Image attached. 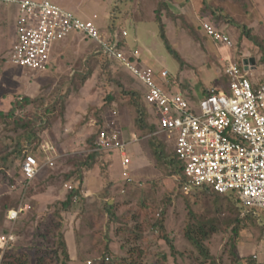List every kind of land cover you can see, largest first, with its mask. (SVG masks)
<instances>
[{
    "label": "rangeland",
    "instance_id": "obj_1",
    "mask_svg": "<svg viewBox=\"0 0 264 264\" xmlns=\"http://www.w3.org/2000/svg\"><path fill=\"white\" fill-rule=\"evenodd\" d=\"M60 1L67 5L82 2L88 13H98L97 19H89L103 34L113 32L111 25L107 27L109 20L102 14L100 0ZM192 1L201 4L199 17L215 21L219 27L232 25L235 31L237 26L246 27L264 43V0H206L205 4L202 0ZM160 2L119 0L111 22L116 20L119 33L126 31V40L133 48H139L141 58L158 67V71H168L169 80L177 79L181 68L187 70L180 84L185 92L175 85L171 93H186L197 108L207 89L217 85H222L223 90L228 88L222 75L227 62L211 42H200L202 68L186 66L183 60L181 63L171 56L158 35L156 11ZM165 2L173 17L163 10L162 20L165 26L174 28L177 16L171 4L175 6V1ZM206 5L223 10L233 23L214 17ZM186 24L189 25L184 18L178 23ZM15 25V9L0 5V114H8L21 102L16 117L36 125L32 127L36 138L30 139L26 131L16 129L12 120L0 115V159L8 158L5 166L0 163V237L11 229L16 237L3 264H264V218L240 220L241 230L235 235V194L219 196L202 190L186 193L180 185L178 164L171 173L170 168L157 161L151 145L154 130L137 123L134 101L127 95L138 93L136 101L147 111V124L156 130L154 118L142 103V88L137 87L142 84L136 77L126 75L120 65L106 59L95 42L79 37L75 40L73 35L53 44L52 63L46 71L20 69L9 61ZM235 50L236 62L240 63L245 53L256 59L258 71L252 79L255 84H264L260 49L249 42H236V49L230 53ZM186 54L183 58L193 64L195 53ZM114 111L118 113L116 117L112 115ZM113 122L116 129H124L126 141L137 140L128 146L129 155L134 156L130 185L126 176L117 177L119 164L115 163L121 162L118 154L95 157L92 152L98 130ZM157 139L164 144L166 154L173 155L166 141ZM18 143L23 146L19 156L15 153ZM46 143L55 151L42 152ZM27 153L36 155L42 164L47 157L54 158V165L45 167L23 188L21 165ZM67 186L78 189L81 197L78 195L71 208L64 210L63 202L73 191ZM20 203L24 210L11 228L6 216ZM107 205L114 207L116 220L109 217ZM201 222L208 229H216L205 241L212 259L201 256L186 236L188 229L197 231ZM162 228L173 248L163 239ZM63 242L68 257L63 255ZM107 257L110 262H103Z\"/></svg>",
    "mask_w": 264,
    "mask_h": 264
},
{
    "label": "built area",
    "instance_id": "obj_2",
    "mask_svg": "<svg viewBox=\"0 0 264 264\" xmlns=\"http://www.w3.org/2000/svg\"><path fill=\"white\" fill-rule=\"evenodd\" d=\"M0 5L16 11L15 41L9 57L12 65L28 72H44L52 63L55 42L72 35L95 42L104 57L142 84V103L156 123L152 135L162 137L181 164L184 192L207 189L217 195L233 193L242 208V217L250 213L257 219L264 218V84H255L252 79L257 62L245 65L249 56L240 63L227 60L224 76L228 88L209 90L194 108L182 93H171L168 71L157 73L143 66L138 50L128 52L124 48L126 31L105 35L93 21L83 20L51 0H0ZM215 23L202 18L201 29L217 46L236 49L227 28ZM112 115L116 117L118 113L114 111ZM103 125L96 133L92 152L118 154L127 171L125 177L132 163L128 152L131 143L119 128L113 127L114 122ZM41 149L44 153L55 151L48 143ZM53 165L54 158L47 157L42 164L36 155L26 156L21 165L23 188L45 167ZM21 203L6 216L11 228L24 210ZM15 239L12 229L0 237V264Z\"/></svg>",
    "mask_w": 264,
    "mask_h": 264
},
{
    "label": "trees",
    "instance_id": "obj_3",
    "mask_svg": "<svg viewBox=\"0 0 264 264\" xmlns=\"http://www.w3.org/2000/svg\"><path fill=\"white\" fill-rule=\"evenodd\" d=\"M206 6H207L206 8L211 10V12L214 15V17H216L218 19H223L225 22H227L229 24L233 23V20L228 18L223 10H221V9L215 10V9L210 8L209 5H206ZM163 10L167 11V16L168 17H170V18L173 17V14L170 12L169 6L165 2V0H161V2L159 3V8L156 11V23H157V26H158L159 37L163 41V43H164L166 49L168 50V52L170 53V55L173 56L179 62L183 63L181 57L172 48V46H171V44H170V42H169V40L167 38L166 26L164 25L163 20H162V11ZM116 27L117 26H116V20H115V21H113L111 23V30L113 32L116 31L117 30ZM241 30H242V33L245 35V37L247 39H249L254 45H256L260 49V51L262 52L261 62L264 64V43L262 42V40H260L256 35H254L252 33L251 30H248L246 27H241ZM127 95H129L130 99L134 101V105H135V108L137 110V123L139 125H141L144 129L152 128L151 130H154L153 131V133H154L155 132V127L154 126H149L147 124V117H148L147 114H146L147 111L145 110V108H143V105H141L138 101H136L137 98H138V93L132 91V92L128 93ZM26 103L27 104H31V100L30 99H26ZM21 104H22L21 102H18V104L16 106H14L13 109L8 114H0V115L5 120H12V122H13L12 124L15 125L16 129H22V130L26 131L27 134H28V137H30V139L34 140L36 138V136H35V131L32 129V127H35L36 125L35 124H31L30 122L26 124V122H22L21 119H18L16 117L17 110L22 108ZM40 121L43 122L42 119ZM151 145L153 147L154 155H155V158L157 159V161L162 163L163 165H166L168 168H170L171 169V173H174V170H172V168L174 169L175 165L178 164L179 172L182 175V182L180 183V185L183 188L184 184H185L184 171H183V168H182L181 164L178 162L176 156H174V155L170 156V155L166 154L164 144L162 142H160L157 139V137H155V136H154V138L152 140ZM22 148H23V146H21L18 143L17 147H16V152H15L16 155H18V156L21 155ZM28 155H34V154L33 153H27L26 156H28ZM26 156H25V158H26ZM94 156L98 157V156H100V153L96 152V153H94ZM7 162H8V158H6V157H3V158L0 159V163H2L3 166H5L7 164ZM130 184H132V182L128 183L127 185H130ZM196 190H202V191H205V192H210L207 189H195V191ZM78 195H79L78 189L77 190H73L71 192V194L68 196L67 200L65 202H63V209L64 210H69L71 208L73 202H74V198L78 197ZM227 195H232V194H227ZM227 195H219V196H227ZM237 202H238V205H239V201H237ZM238 205H237L238 217L236 219V224H237L236 226L237 227H235L233 229V233H235V235H238L239 231L241 230V228H240V222L241 221L240 220H243V219H245V220H248V219L255 220V219H257L250 213H248L244 217H242L241 216L242 208L240 207V205L239 206ZM106 210L109 212V217H111V218L116 220V216L114 214V207L111 206V205H107L106 206ZM240 216H241L242 219H240ZM215 230L216 229L213 228V227L212 228L210 227L208 229L206 224L201 222V223L198 224L197 231H190L188 229V231L186 233L187 239L196 248V250L201 254V256H203L205 259H212L211 258L212 256L210 255L209 250L205 246V241H208L210 236L212 234H214ZM161 232L163 234V239L165 240V242L167 244L171 245V248H173L172 243H171L169 237L164 233V229L163 228L161 229ZM60 244H61V246L64 249L63 255L65 257H68L66 244L64 242L60 243ZM106 259H108V262H110V258L109 257L105 258L103 262H106ZM41 262L42 261H40L39 264H42Z\"/></svg>",
    "mask_w": 264,
    "mask_h": 264
},
{
    "label": "crops",
    "instance_id": "obj_4",
    "mask_svg": "<svg viewBox=\"0 0 264 264\" xmlns=\"http://www.w3.org/2000/svg\"><path fill=\"white\" fill-rule=\"evenodd\" d=\"M51 1L54 2L55 4L59 5L62 8H66V10H68V11L70 10V12H72L74 14H78L79 16H81L83 18H88V20H90L89 19L90 17H92L93 19H97L98 18V15H97L98 13H96V12H94L93 14L88 13L84 9V6H83L82 2H79V3L78 2H72L71 4L67 5L64 1H62V2L60 0H51ZM100 1L102 3L101 7L103 8L102 14H105V19L106 20H109V23L107 24V27L109 28V25H111V23H112L111 22V17H112L111 15H113L114 8H116L118 6L117 2L119 0H113V1H115L113 3H112V0H100ZM174 1H175V6L173 4H171V5L175 8V13H176V16H177V21H176L177 23H176V27H174V28H172L171 26L170 27L166 26V35H167V38H168L172 48L179 54V56L184 61L186 66H188V65L191 66L192 65L194 68H196V67L202 68L203 67L204 61L201 60L203 52H202V49H201L202 46H201L200 42H211L212 44H214L215 47H217L218 50L220 51L219 53L222 56V59L224 61L227 62V60H236L237 53H238L236 50H235V52L233 54V53H230L231 50L223 48L221 46H217L210 38H208L206 36L205 32L201 29V19L203 17L201 18V17H199L197 15L198 7L199 6L201 7V4H199V5L195 4L194 1H192V0H174ZM205 1L206 0H202V2L204 4L206 3ZM178 16H179V18H178ZM183 18L189 24L188 26H187V24L185 26H181V25L179 26L178 25L180 20H182ZM163 23L165 24L166 22L163 21ZM138 24H141V23H138ZM138 24H135V25H138ZM117 27H118V25H117ZM225 27L227 28L228 32L231 34V36H232V38H233L235 43L236 42H249V43L253 44L249 39H247L245 37V35L242 33V30H241V28L239 26H237L239 29L236 30V31L231 29L232 25H226ZM117 31H118V29H117ZM123 31H125V30L123 29ZM158 33H159V31H158ZM73 36H75V38H74L75 40L78 37L81 38L80 36H76V35H73ZM124 41L125 42H123L122 45H124V48L128 52L134 51V50H138L139 51V48L135 49L132 46H130L128 41L126 40V38H125ZM175 45H176V47L179 48V50L176 49ZM208 46H210V45L208 44ZM183 48H185L186 50L183 51ZM188 52L195 53L194 56H192V58H193L192 59L193 60L192 63L193 64L187 62L186 59L183 58L185 55H187L186 53H188ZM242 55H244V57H240L241 59H243V58L246 59L248 56H250V54H246V53L242 54ZM143 59L144 58H141V63L142 64H143ZM144 61H145L144 64L146 65V67L150 66L157 73L165 71V70L158 71L157 70V69H159L158 67L150 64L149 61L146 60V59H144ZM119 68H121L126 75L130 74V72H128L126 69H123L121 66H119ZM257 71H258V67H257ZM185 72L187 73L188 71L187 70H183V68H181L179 70V72H178L177 79L168 80L167 83H168V87L170 88V90H172L175 85L179 86L180 90H181L182 86L180 84H181L182 80L184 79L183 77L185 76ZM222 75H224L223 72H222ZM227 82H228V80H227ZM137 87H139V89L142 88L140 86H137ZM222 88H223L222 85H217V86H214L212 89L223 90ZM141 91H142V89L140 90V92ZM208 91H209V89H207L206 92H208ZM182 92H185V91H182ZM182 94L185 95L186 93H182ZM119 129L121 130L123 138L125 139V131H124V129L122 127L119 128ZM131 136L135 137L133 134H131ZM134 139H136V138H132L131 141H127V142H132V141H134ZM130 156L132 158L134 157L132 154H130ZM117 164H119V168H117L118 169V176L117 177L120 178V177H123V174L119 173L120 170H123V167H122L121 162L115 163V165H117ZM114 173H115V168H114ZM112 176H115V174H112Z\"/></svg>",
    "mask_w": 264,
    "mask_h": 264
},
{
    "label": "water",
    "instance_id": "obj_5",
    "mask_svg": "<svg viewBox=\"0 0 264 264\" xmlns=\"http://www.w3.org/2000/svg\"><path fill=\"white\" fill-rule=\"evenodd\" d=\"M251 63L252 65H256V59L255 58H251L250 60H245L244 64H248Z\"/></svg>",
    "mask_w": 264,
    "mask_h": 264
},
{
    "label": "bare ground",
    "instance_id": "obj_6",
    "mask_svg": "<svg viewBox=\"0 0 264 264\" xmlns=\"http://www.w3.org/2000/svg\"><path fill=\"white\" fill-rule=\"evenodd\" d=\"M126 177H127V180H128V179H131V178H130V177H131V175H127Z\"/></svg>",
    "mask_w": 264,
    "mask_h": 264
}]
</instances>
